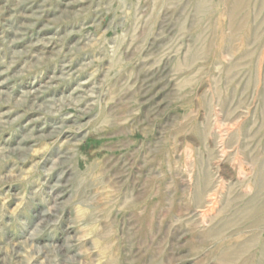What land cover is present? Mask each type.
I'll list each match as a JSON object with an SVG mask.
<instances>
[{"label": "rangeland", "instance_id": "rangeland-1", "mask_svg": "<svg viewBox=\"0 0 264 264\" xmlns=\"http://www.w3.org/2000/svg\"><path fill=\"white\" fill-rule=\"evenodd\" d=\"M0 264H264V0H0Z\"/></svg>", "mask_w": 264, "mask_h": 264}]
</instances>
